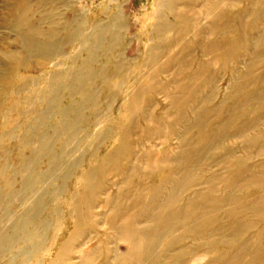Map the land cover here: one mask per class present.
I'll list each match as a JSON object with an SVG mask.
<instances>
[{"label": "rangeland", "instance_id": "rangeland-1", "mask_svg": "<svg viewBox=\"0 0 264 264\" xmlns=\"http://www.w3.org/2000/svg\"><path fill=\"white\" fill-rule=\"evenodd\" d=\"M233 2L230 7L218 8V12L229 14L226 17L228 21L233 20L228 33L222 37L227 38L223 44L235 40V36L240 34L239 31L247 33L248 36H243L248 39H256L258 32L264 33V0H249V2L233 0ZM211 3L212 0L203 8H200L201 5H195V10L189 8L185 11L190 12L187 14L190 17L193 15L192 11L203 14ZM161 4L162 0H0V245L4 251L1 253L0 264H50L59 248V244L52 241L66 238L74 231L75 205L81 197L86 172L93 170L98 164L97 160L105 157L118 144L117 124L120 129L128 125V95L137 82L151 75L160 65H164L165 76L157 75V80L164 86L171 81L175 83L174 77L180 81L186 79L190 72L196 71L197 64L190 65V70L189 64L194 58L199 60L198 45L202 43H198V40L194 41L192 34H180L176 38L179 42L174 47H170L169 51L164 50L163 45L160 48V41L151 35L153 26L156 25L153 14ZM242 9L245 13L242 14L244 20L241 25L236 14ZM182 10L180 7L177 11ZM18 16L26 21L20 28L16 27ZM166 18H170L171 21L170 16ZM226 18L218 19L219 28L227 21ZM115 19L117 22H114ZM198 20L200 26L201 23L205 25L208 22L204 16ZM120 22H123L124 28L119 26ZM107 24L109 28L106 39L98 47L100 49H97L96 60L87 68L82 63L90 61V53L94 51L92 50L94 45L92 41H89L91 45L89 42L83 45L84 40L92 32L91 26L98 30L101 25ZM32 25L41 33H49L50 30L57 32L52 41L41 46L38 44V48L27 56L19 38L23 33L30 34L28 28ZM197 26L199 25H196V29ZM184 28L183 24H175L176 31ZM196 29H193V32ZM176 31H167L162 40L168 42L175 36ZM41 33H39L40 38L34 36L32 38L41 41ZM114 33H118L120 39L112 43L110 36ZM206 37L210 41L215 38L213 35ZM183 46L185 50L178 59L181 60V57L185 59L182 64L186 72L180 73L179 64L173 67L167 59L170 55L179 53ZM236 47L237 45L231 42L228 48L229 51L231 50L229 55L224 54L227 49L221 48L213 53L209 50L204 51L208 53L205 60H213L214 66L204 68L195 85H202L206 93L214 88L210 80L206 79L207 76L213 78L215 85L219 83L216 105L220 103L226 91L230 77L227 68L234 64V57H240L245 62L244 65L250 61L249 52L252 51L250 45L248 44L241 51L236 50ZM258 48L263 50L264 43L258 44L256 49L259 50ZM108 49L111 50L110 53L107 52ZM232 53H234L233 57H231ZM154 56L159 58L155 60ZM254 60L255 65L249 67V80L244 86L246 94L241 95L242 103L235 106V117L227 127L228 136L231 138L226 136L222 145L216 148L202 164L203 167L208 164L214 154L219 156V160L214 161V167L207 174L210 179L212 178L210 185L200 184L201 186L194 189L203 190L211 187L213 192L207 196L217 201L231 191L230 196L238 197L242 205L248 207L255 199V195L264 197V184L261 186L249 184L252 180L260 181L262 178L259 164L264 162V126L246 134L258 135V143L252 150L248 152L242 150L241 139H238L245 133L244 130L251 128L257 122L264 121V60H261V57H256ZM116 65L120 66L118 72L114 70ZM106 70L107 76L101 83L102 71ZM223 73L225 75L221 78ZM74 76L80 77L81 80L91 77L90 81L95 84L92 87L87 84L84 86L90 91L92 102L81 111V114L77 113L75 106L82 98L69 97L70 87L74 85ZM182 81L184 84L189 83L188 79L180 82ZM108 92L114 96V99L107 96ZM162 95L152 96L154 102L158 104L153 112L156 116H160L166 106ZM51 101L54 103L50 106ZM68 106H74L73 113L68 114L69 117L58 113ZM51 107L54 108L52 112ZM56 107L58 109H55ZM222 108L221 115L224 118L228 114V107L224 105ZM77 114L80 117L78 124L70 126L73 120L76 121ZM168 114L170 117L164 118L166 121L164 128L175 117L172 109ZM185 115L187 116L186 112ZM222 116L217 122L208 121L205 131L214 129L215 124L222 122L220 121ZM242 116L248 118L244 119ZM162 117L168 116L165 114ZM63 125L67 126V129L60 134L58 129L63 130ZM239 127L242 130L236 134ZM168 131L164 129V137L169 140L166 144L160 146L158 140L145 144V149L149 150L150 155L156 154L158 150L167 151L169 157L173 156L177 142L173 137L170 138ZM104 132L106 134L103 137ZM136 135H139L138 131ZM41 144L45 145L44 152L40 151ZM227 145L230 151L225 153L223 149ZM255 149L262 151L257 153ZM228 156L233 158L229 159ZM239 158L243 160L241 166L231 168L228 173L226 170ZM124 162L126 161L122 163ZM163 173L165 174V170L155 173V176ZM61 174L65 179L59 178ZM33 178L36 179L34 187L26 191L25 181ZM105 179L108 185L107 194L112 195L116 188L114 189L110 184L117 183L120 177L106 174ZM227 179L233 183L231 190H225ZM244 179L249 182H243ZM102 181L105 183L104 179ZM180 194L181 191L178 196ZM97 196L98 199L95 201H98L97 203L106 198L101 193ZM37 197L41 198L42 206L36 212L34 204L37 202ZM209 202L212 204L213 201H207L206 206L210 205ZM182 204L183 202H179L171 209H181ZM216 204L220 210L226 208V205L218 202ZM103 209L104 207L93 209L94 214L99 215L104 211L106 216L105 224L98 216L92 219L94 223H98L95 232L91 234V239L94 241L101 238L100 236L104 238L112 234V230L108 229L112 212ZM214 211L212 216L217 213ZM236 211L237 214L232 220L223 218L217 219L214 223L215 227L233 223L231 227H224L226 235L213 236L210 240L206 237L202 238L203 241L198 242L202 245L198 247L196 240L194 241L196 236L184 232V239L173 246L174 252L171 251L169 255L175 256L177 252H184L182 260L186 264H190L187 261L198 255L204 256L208 264H223L225 260L222 259L223 254L229 256L227 262L230 264H264V204L259 208L258 215L248 209ZM236 221L246 226L243 225L238 229ZM83 227L88 228V226ZM173 229L174 235L182 234L183 230L179 225H174ZM234 231L236 234L231 237ZM161 234L164 235V230ZM222 237L227 239L224 240ZM7 240L11 241L6 242ZM37 244L39 247H36ZM161 249L163 244L158 251ZM160 256V260H164L162 252Z\"/></svg>", "mask_w": 264, "mask_h": 264}, {"label": "bare ground", "instance_id": "bare-ground-1", "mask_svg": "<svg viewBox=\"0 0 264 264\" xmlns=\"http://www.w3.org/2000/svg\"><path fill=\"white\" fill-rule=\"evenodd\" d=\"M210 1L211 0H162V4L159 6L157 12L155 14L152 13L156 18V25L153 26L151 35L160 41L159 47L163 45L164 50L169 51L170 47H174L179 42L176 38L184 33L192 34L194 41L198 40V43H202L198 45L200 51L199 60L194 58L189 64L190 70V65L196 63V71L190 72L186 79H180V81L188 79L189 83L187 84H184V81H178L177 78L174 77L173 81L175 83L171 81L170 84L168 83L167 86H164L157 80L158 76L164 75L165 73L164 65H160L155 72L152 71L153 73L151 75L144 80H139V82H137L128 95V125L122 129L118 127V124L117 126L115 125L116 128H118V144L110 150L105 157L99 158V161L97 160L98 164L93 170H88L86 172V181L82 187V194L75 205L76 218L74 222V231L66 238H62L59 241H52L55 244H59V248L56 250L50 264H186V262L182 260L184 258V252H177V254L175 253V256L169 255L171 251L174 252L173 246L175 247V244H178L184 239V232L192 234L193 237L196 236L194 241L196 240L198 247H200L202 244L198 242H202L205 237L208 238L207 240H210L213 236H224L226 235L224 227L233 226V223L230 225L229 222L228 224H221L219 227H215L214 223L217 219L222 220L225 218L224 220H232L237 214L236 210L241 211L245 209L258 215L259 208L264 204V197H261L262 195H255V199L250 202L251 204L249 203L250 206L248 207L242 205V202L238 197L234 198L233 195L230 196L231 191L230 193L224 194L219 198V201H217L216 199L207 196L213 192L211 187L208 189L204 188L203 190H194L201 186L200 184L204 186L207 184L210 185V180L212 178L210 179L207 174L211 172L214 167L213 163L215 160H219V156L214 154L210 160V162L212 161L211 164H209V162L204 167L202 164L207 157L212 155L216 148L222 145L226 136L230 137L227 133L229 130H227V127L232 121V118L235 117V106L242 103L241 95L246 94L244 86L249 80V67H252V64L255 65L254 58L256 57H261V60H264V49H256L258 44L261 45L264 43L263 32H258L256 39H248L246 38V36H248L247 33L239 31L240 34L235 36V40L232 39V41L230 40L228 43L223 44L226 37H224V39L222 37L228 33L229 26L232 25L233 20L228 21L226 17H228L229 14L227 15L225 12H223V14L222 12H218V8L222 6L230 7V4L234 3L233 0H212V3L208 5L203 14H200V12L194 13V11H192V17L187 15L190 12L186 13L185 9H194L195 5H201L200 8H203V6L207 5V2ZM246 1L249 2V0ZM180 7L183 10L177 11ZM244 13L245 11L242 9L236 14L238 22L239 24L241 23V25L244 20L242 15ZM167 16L171 17V21L169 20L170 18H166ZM203 16L208 22L205 25L201 23L200 26L198 19ZM224 18H226L227 21H225V23L219 28L217 21L218 19ZM16 20L18 23L16 27L18 28L26 23L25 19L21 16H18ZM114 22H117V20L115 19ZM177 23L183 24L185 28L182 30H180V28L176 31L175 24ZM196 25H199L197 26V29ZM119 26L123 27V22H120ZM90 28L92 32L84 40V43L82 42L83 45H85L88 44L89 41H92L91 43L94 45L92 46V50L94 51L90 53V61L82 63V65L87 66V68L96 60L97 49H100L98 47L104 43L109 25H101L98 30H95L93 26ZM193 29L196 30L193 32ZM170 30L176 31L175 36L168 42H166L165 39L162 40L163 35H165L167 31L170 32ZM28 31L30 34L27 35L23 33L22 37L19 38V42L23 45L27 56L31 55L30 53L38 48V44L41 46L42 44L52 41L53 36H55L54 34L57 32L56 30H50L49 33H41V31L38 28L36 30L33 25L28 28ZM39 33H41L40 35L42 36L41 41L35 39L36 42L32 37H39ZM209 35H213L215 38L210 41L206 37ZM243 35L246 36L244 37ZM119 39L120 37L118 33H114L110 36V42L112 43L116 41L118 42ZM231 42L237 45L235 48L236 50H244L249 44L252 51L255 52H249L251 62L249 61L247 63L248 67L247 65H244L245 62H243L240 57H234V64H231V67L229 66L227 68L230 77L227 82L228 85L226 91L224 96L220 99V103L216 105L215 102L218 98L219 83L215 85L216 83L213 81V78L207 76L206 79L210 80V83L214 85V88L205 93L204 87L198 84L195 85V81L198 80V77L202 74L204 68H212V66H214L213 60H205L208 53L204 51L209 50L213 53L221 48L227 49L224 51V54L229 55L231 50L229 51L228 48ZM36 44L37 47H35ZM88 47L90 48V46ZM184 50L185 47L183 46L182 50L179 52L180 54L176 53L172 56L170 55L167 59L173 67H176L179 64L180 73L186 72L183 66L184 64H182L185 59H183V57H181L182 61L178 59V56H181ZM110 51L111 50L108 49L107 52L110 53ZM163 54H165V52H163ZM104 55L105 53H103V56ZM233 56L234 53L231 54V57ZM158 58L159 57L156 56L154 59L156 60ZM81 67L86 70L85 67ZM119 68V65L114 66L116 72H118ZM243 69L244 72H242ZM106 73L107 70L102 71L101 83L105 80V77L107 76ZM224 75L225 73H223L221 78H223ZM90 78L81 80L80 77L78 78L74 76V85L70 87L69 97L73 98L80 96L82 98L75 106L78 110L77 113L80 114L81 111L92 102L90 91H87L84 87L85 84L91 87L95 85L90 81ZM202 91L205 94L202 93ZM161 94H163V100L166 101V106L164 107L162 114L156 116L153 112L158 107V104L154 102L152 96ZM54 96H56V93ZM107 96L114 99V96L109 92L107 93ZM53 103L54 102L51 101L50 106L53 105ZM224 105L228 107V114L223 118L221 113ZM55 109H58V107ZM73 109L74 106H68L60 110L58 113L62 116L69 117L70 113H73ZM171 109L174 111L175 114L173 116L175 117L172 119L171 123L169 122L164 128V122H166L164 121V118L168 119L170 117L168 111ZM52 111H54V108L51 109V112ZM185 112L187 116L185 115ZM165 114L168 117H162L165 116ZM221 116L222 118L220 121L222 122L215 124L214 129L212 128L211 130L209 129L208 131H205L208 121L214 120L217 122ZM246 118L248 117H244V119ZM79 119L80 117L77 114L76 121L73 120L69 125L76 126ZM204 120H206V122ZM151 124H153L154 127L150 126ZM261 126H264V121L257 122L251 128L244 130L245 133L238 137V139H241L240 147L242 150L248 152L257 145L258 135L253 136L246 134L255 131ZM63 127V130L61 128L58 129L60 134L67 129V126L65 127L63 125ZM164 129L169 130L170 138L173 137L177 142L175 147L176 152L172 153V157H169V152H159L158 150L156 154L154 153L150 155V152H148L149 150L145 149V144H149L152 140H158L159 145L161 146L169 141L167 137H164ZM241 130L239 127L236 134ZM136 131H138L139 135H136ZM105 134L106 132H104L103 137ZM189 134L190 136H188ZM229 140L230 139H228V141ZM44 148L45 145L41 144L40 151L42 150V152H44ZM228 148V145L225 146L223 151L228 153ZM255 151L259 153L262 150L255 149ZM228 158L231 159L233 157L228 156ZM123 161L126 162L123 164ZM242 161L241 158L233 161V166L230 168L228 167L229 169L226 171L229 173L231 168L240 167ZM102 168H104V170ZM259 169L261 170L262 177L260 181L252 180V182H249L246 179L242 181L249 182L250 185L257 184L261 186L264 184V162L259 164ZM164 170L165 174L163 173L160 176H155V173H158L159 171L164 172ZM198 172L200 174H198ZM106 174L120 177V180L117 183L113 182L110 184L114 189L116 188L115 193L112 195L109 194L110 196L107 194L108 185L106 184L107 180L105 179ZM59 178L65 179L63 174H61ZM102 179L105 180V183H102ZM35 182V178L28 181L26 180L24 185L26 191L32 189ZM225 183H227L225 190H231L233 183L230 182L229 179H227ZM180 191L181 194L178 196ZM98 193H101L106 197L104 198V201L101 199V201L99 200L101 203H97L98 201L95 202L96 199H98L96 198ZM207 201L213 202L212 204L209 202L210 205L206 206ZM179 202H183L182 208L172 210L171 207L175 206V204H179ZM217 202L226 205V208L221 210L218 209L219 206L216 204ZM41 206V198H38L36 204H34L36 212ZM95 207L96 209L104 207L103 210L108 209V211L112 212L108 228L112 230V234L104 238L100 236L101 238L95 239L96 241L91 239V234L95 232V227L98 223H94L92 219L98 216L100 221L105 224L104 221L106 216L103 213L104 211L101 210L99 215L94 214L93 209ZM134 211H137V213ZM212 211L217 213L212 216ZM131 212H133V214H130ZM218 215L221 216L219 217ZM238 222L239 221H236V226L240 229L244 224L241 225ZM174 225H179L181 227L183 230L181 235H174ZM83 226H88V228L85 227L84 229ZM139 226L140 228H138ZM163 230L165 236L161 234ZM235 234L236 231L232 233L231 237L235 236ZM222 238L224 239L225 237ZM225 239H227V237ZM8 241L11 240H7L6 242ZM162 244L163 249L158 251L160 246L162 247ZM36 247H39V244H37ZM2 249L3 248L0 245V259L2 256ZM161 252L164 255V260H160ZM231 252L233 253V251ZM221 256H223L222 259H225L223 264H230L227 262L229 256H226V254ZM187 262H190V264H208L206 263L207 261H205V257L200 255L191 258L190 261Z\"/></svg>", "mask_w": 264, "mask_h": 264}]
</instances>
